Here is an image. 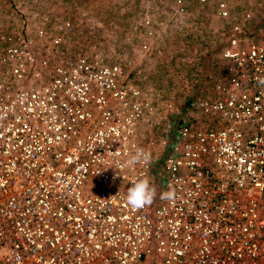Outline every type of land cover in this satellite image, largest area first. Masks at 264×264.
I'll use <instances>...</instances> for the list:
<instances>
[{"label":"built area","instance_id":"built-area-1","mask_svg":"<svg viewBox=\"0 0 264 264\" xmlns=\"http://www.w3.org/2000/svg\"><path fill=\"white\" fill-rule=\"evenodd\" d=\"M218 13L220 74L173 102L69 52V19L0 30V264H264V25Z\"/></svg>","mask_w":264,"mask_h":264},{"label":"rangeland","instance_id":"rangeland-1","mask_svg":"<svg viewBox=\"0 0 264 264\" xmlns=\"http://www.w3.org/2000/svg\"><path fill=\"white\" fill-rule=\"evenodd\" d=\"M182 1L183 12L176 0H0V30L36 26L42 15L69 19V52L123 64L143 91L173 102L201 81L202 91L208 90L221 72L230 33L228 19L218 13L219 0ZM230 5L255 40L264 25V0H230ZM246 11L251 14L247 19ZM195 61L205 63L202 70L195 69ZM149 132L154 137L167 133Z\"/></svg>","mask_w":264,"mask_h":264},{"label":"clouds","instance_id":"clouds-1","mask_svg":"<svg viewBox=\"0 0 264 264\" xmlns=\"http://www.w3.org/2000/svg\"><path fill=\"white\" fill-rule=\"evenodd\" d=\"M264 83V81H261ZM157 197V188L148 178L138 179L127 190L126 203L135 209L151 205ZM174 191H166L159 194L161 200H172Z\"/></svg>","mask_w":264,"mask_h":264},{"label":"trees","instance_id":"trees-1","mask_svg":"<svg viewBox=\"0 0 264 264\" xmlns=\"http://www.w3.org/2000/svg\"><path fill=\"white\" fill-rule=\"evenodd\" d=\"M204 54L206 55H209L208 52H204ZM202 56V55H201ZM221 56V53L219 54V57ZM204 64L205 63H200V62H192V65L195 67V69H198V70H202V68L204 67Z\"/></svg>","mask_w":264,"mask_h":264}]
</instances>
